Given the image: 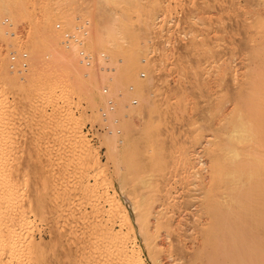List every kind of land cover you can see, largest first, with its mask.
<instances>
[{
    "label": "rangeland",
    "instance_id": "obj_1",
    "mask_svg": "<svg viewBox=\"0 0 264 264\" xmlns=\"http://www.w3.org/2000/svg\"><path fill=\"white\" fill-rule=\"evenodd\" d=\"M7 19L8 25L0 31V198L14 196L12 213L19 212L20 218L14 216L3 229L16 233L11 245L0 249L4 260L122 264L116 240L129 234L145 264L188 263L209 238L211 218L193 203L201 202V185L208 172L211 175L206 151L222 140L231 109L248 96L242 92L248 76L255 68L264 73V0H0V21ZM106 21L124 28L123 55L134 43L142 50L133 71L118 80L122 86L116 78L110 83L97 78L95 99L82 88H63V84L59 86L64 92L58 86L51 91L45 80L50 73L39 71L40 80L39 72L31 68L32 49L39 51L45 65L52 62L33 28L58 31L59 44L68 52L63 34L87 23L84 43L93 61L102 53L121 58H111L95 40V26ZM72 49L84 77L88 68ZM13 52L28 53L22 74L7 72ZM143 66L152 70L148 106L132 119L116 107L120 135L113 139L104 134L91 142L85 128L100 122L107 99L103 88L108 93L118 89L127 103L137 99L140 105L137 84L149 77ZM155 154L158 166L151 158ZM132 158L140 164L138 169H129ZM116 203L125 210L128 222L118 215ZM150 207L158 219L153 240L137 217ZM262 228L255 230L261 238ZM153 241L161 250L158 256L149 249ZM199 254L189 264L207 262ZM256 259L249 264L263 262Z\"/></svg>",
    "mask_w": 264,
    "mask_h": 264
},
{
    "label": "bare ground",
    "instance_id": "obj_2",
    "mask_svg": "<svg viewBox=\"0 0 264 264\" xmlns=\"http://www.w3.org/2000/svg\"><path fill=\"white\" fill-rule=\"evenodd\" d=\"M5 21H7L8 23V19L4 21L3 20L0 21V31L2 30V28L4 29L6 25H8L7 23H5ZM146 23L147 22H145V24ZM10 24L9 27L12 26ZM96 26L95 29L97 32L95 31L94 32L98 33L95 39L97 44L103 46L106 52H108V54H111L110 55L111 58L112 57L114 58L116 56L121 58L110 59V57L108 58L106 56V53H102L99 54L98 57L96 56L95 60L93 61V57L85 49L84 39L87 36L86 33V35L82 36V43H80L78 46H71V47L76 48L78 50L81 49V51L86 53L87 56L91 58L89 65L83 63L84 66L88 68V70L86 69L87 72L84 74V77H86L87 79H83L84 77L79 74V68H78L79 60L78 58L76 59L77 55L75 56V51L72 49L74 53H71L72 52L71 48H67L64 44L63 46L66 49H70L68 50L69 54L68 52H65L63 48H61L58 40L59 38L58 31L50 30L48 27L33 28V34L36 36L37 41H41L39 45L44 46V48L46 49V55L48 51L49 55L47 56H51L50 60H52V62L48 61V63L45 65L44 64L45 61L40 56L39 51L38 50L34 51V49H32L30 51L32 52V56H33L31 59L32 61L31 68L37 74L39 71H42V73L47 72L46 74L50 73L51 76H48L47 78L45 77L46 78L45 80L48 84L46 85L49 88L51 87L50 89L51 91H53L52 89L55 88L54 86H58L59 88H61L62 87L61 85L63 84V88L66 85L70 88H75V89L82 88V90L84 89V93H86L88 98H93V96L96 95L95 93L97 92L96 90L98 88L97 87L98 83H96L97 78L101 77L108 79L109 83L111 81L114 82V78H116L117 79L116 84H118L121 87L122 85L120 82H118V80H122L124 76H126L127 74L133 71L134 64L136 61V55L137 53H139L138 51H142L139 50V47L136 48L139 44L138 45L136 44L137 45L136 47H135V43L133 46L131 45V47L129 48L130 50H127L129 52H126L128 54L123 55V53H121L122 52L121 47H123L121 43L123 42L124 44L125 41L124 28L115 27V24H113L112 26V24L108 23L107 21L106 24L98 23ZM73 31L74 29L68 30L65 33L73 32ZM140 48L142 49V47ZM13 53H15V56L17 57L25 53L27 55V59L26 61L21 60V63H19V59H18L15 65L16 67L15 70H11L9 68L10 66L9 64L7 72L11 74H13L14 72L22 74V72L26 70V68L28 67V58H29L28 53L26 52H22V53L13 52ZM79 58L81 59L80 55ZM113 60H116L114 65L112 64ZM1 62L2 61L0 60V69L2 66ZM9 62H10V57H9ZM23 62H25L26 64V67L24 68L22 67ZM141 62L145 63V60H142ZM108 64L109 66H111V64L113 65L112 69L111 67L110 69L109 67L107 68ZM90 67L93 68L91 69ZM142 69L148 71L149 77L143 84L141 83L137 84L139 89L138 97L140 99V105H138L137 99H133L136 101L135 105L132 104L133 100L131 101V103L130 101L129 103H127V98L125 94H123L118 89L117 92L112 89L111 93L110 90L108 93V88H103V94L107 98L106 105H107V101L110 100L113 106L112 109L107 110L109 122L113 121L114 119L118 120L115 127L112 124H109L115 129H118V125L120 123V118L115 115L117 108H123L124 110H126L127 112L125 113L126 115L124 116H126L128 119H132L135 117V115L140 114L139 110L142 111L145 105L148 106V102H147L148 98L146 97V91L149 89L151 84L152 70L149 69V67L147 66H143ZM258 71L255 68L254 69L255 73L251 72L253 73L252 76L249 75L251 77L248 76V78L246 79L248 80V82L246 83L247 85L243 84L245 86V88L242 87L244 88V90L240 89L242 90L243 93H245V95L246 94L248 95L247 97L245 96L246 98L244 97L245 99H240V97H243L242 93L240 92L241 93L240 96L236 92L238 96H240L239 99L243 101L241 103L238 101L240 103L238 108L231 109L230 123L225 133L223 134L222 140L218 142L217 146L214 147V149L210 150V152H208L209 150L206 151V154L212 158V159L210 158L211 175L207 170L208 175L207 177L206 176L204 177L205 179L203 180L204 183H202V180H200V182L202 183V185L199 183L201 185L200 193H202V197H200L199 200H201L202 198L201 202L200 203L198 202L196 204H195L196 201L193 202L195 206L199 207V211L205 213L208 216L207 217L204 214L207 218H211V221L207 222V223H211L209 229L208 227H206V229H208L206 231L209 232V234L206 233V235L208 234L209 238H206L207 240L206 242L204 241L202 250H200L201 248H199V250H195V252L193 251L194 253H197L198 251L199 253L202 252L201 253L202 255H200L199 253L198 254L201 256V259L203 258L207 260V262L204 261V263L206 264H246V263L249 264L251 261H253V258H257L258 262L259 260L261 261L263 260V262L261 261L260 262L261 264H264V259H263L264 252L263 251L261 252V248H260L262 247V245L264 246V237L261 238L260 236L262 235H258L260 233L259 230L255 232L257 228L259 229V227H264V154H263L264 152L262 154L261 152H259V148L262 147L264 148V73H261L262 71L261 72ZM111 72L113 73L111 74ZM40 74L41 73L39 72L38 76ZM4 75L6 74L4 73ZM142 75L143 77H141ZM38 76L35 77L34 75L35 78L40 77ZM139 77L141 79H144L145 74L141 73ZM39 79L42 80V77H40ZM43 85L45 86V84ZM115 87L119 88L117 85H115ZM129 89L133 90L134 87L132 86ZM60 91H62V88L60 89ZM62 92H64V90ZM95 97L96 96H94L93 99H95ZM126 117L125 119H127ZM100 124H101V118H100V122L94 125L100 126ZM94 125H90V128L94 127ZM85 135L87 137L86 128H85ZM101 135L104 134H98L96 140H98V138ZM118 135H120V133L116 134L115 132L110 134V136L113 139H115V136ZM90 141L92 142V140ZM209 153L211 155H209ZM156 155L157 154H155L154 158L156 157ZM151 158L152 160H154L153 163L156 165V163H158V158H155L157 159V162H155V159L153 157ZM128 161H129V169L139 168L140 164H138L135 158H132L131 160L129 159ZM158 164L156 166H158ZM124 178L123 177L120 178L122 182L126 180V178L125 179ZM200 193L198 194L199 196L201 195ZM9 195H7V197L0 198V249L5 244L6 245L8 244V246L9 244L11 245L15 237V236L13 237L15 233L14 232L15 229L4 233L3 229L5 228V225L11 223L12 219H14V216L15 217L20 216V214H18L19 212L17 214L12 213L15 212V210L14 211L12 210L16 201L14 199V196L13 197L11 196L12 197L11 198ZM116 206L119 208L118 215L125 222H128L127 214L125 210L121 208L120 207L121 205L119 206V204L117 203ZM17 209L18 208L16 207V212L19 211V209L18 210ZM20 213L23 212L21 211ZM137 217L138 219L140 218L144 222L147 237L150 240H153L154 231H155L154 224L158 220L157 218H155L157 217L156 211L153 210V207H150L144 212L138 213ZM151 224H153L152 227ZM262 229L264 230V228ZM117 240L116 243H118L117 244L119 247L118 249L122 254L121 256L122 261L120 260L122 264H145L144 260L141 257V252L138 246L136 245L137 243L135 244V240L131 235L125 234L122 236H117ZM154 240L157 239L155 238ZM151 244L152 246H150L149 249H151L154 256H158V253L160 254L161 251V250H157L158 249L157 247L159 246L155 241L151 242ZM259 245L261 246L258 247ZM262 249L264 250L263 247ZM1 252L3 251H0V264H10L8 260L6 261L4 260L5 258L3 257V253L1 254ZM166 253L168 255L169 251L168 252L166 251ZM198 254L197 255L194 254L195 257L193 253L191 255L194 258H196V256L198 257ZM169 258H171V256H169ZM191 259L188 260L190 261ZM199 259L200 258H198V260ZM256 260L254 261L257 262ZM189 261L188 263L186 262V264H189ZM191 261L193 262V260Z\"/></svg>",
    "mask_w": 264,
    "mask_h": 264
},
{
    "label": "built area",
    "instance_id": "obj_3",
    "mask_svg": "<svg viewBox=\"0 0 264 264\" xmlns=\"http://www.w3.org/2000/svg\"><path fill=\"white\" fill-rule=\"evenodd\" d=\"M5 23H7V21H5ZM3 26V24H2ZM87 29H88V24H80L77 25L74 28L73 32H67L64 34L63 37V44L67 47V48H72L71 46H78L80 43H82V36L86 35L87 33ZM77 53H79L80 57H81V63L83 62L86 65H89L90 63V59L86 53H84L83 51H81V49H77ZM19 59V63H21V60L26 61L27 59V55L25 53L19 55V57L15 56V53H11L10 55V66L9 68L11 70H15L16 67V62ZM22 67H26L25 62L22 63ZM143 77V75L141 76ZM132 104L135 105L136 101L133 100ZM112 103L110 100L107 101V105L105 106L104 109L100 110V118H101V124L99 125H94V127L90 128V125L88 124L86 126V131H87V137L92 140V142L96 141L97 139V135L98 134H112L115 133L119 134L120 131L118 129H115V125L117 124L118 120L114 119L113 121L109 122V118H108V112L107 110L112 109ZM109 124H112L114 127L110 126Z\"/></svg>",
    "mask_w": 264,
    "mask_h": 264
}]
</instances>
